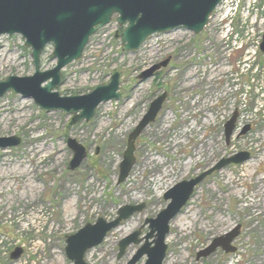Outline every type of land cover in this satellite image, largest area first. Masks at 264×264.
<instances>
[{"label":"rangeland","instance_id":"374dc122","mask_svg":"<svg viewBox=\"0 0 264 264\" xmlns=\"http://www.w3.org/2000/svg\"><path fill=\"white\" fill-rule=\"evenodd\" d=\"M258 2L256 19L246 12L245 0H225L199 34L177 27L149 36L134 52L122 49L115 34L123 26L112 17L89 38L81 58L61 69L62 85L56 88L60 95L83 94L118 71L120 98L100 103L90 121L72 123V116L59 110L46 113L32 98L12 91L0 96V137L21 139L0 148V264H72L64 250L68 234L99 217L110 221L122 205L144 202L141 212L121 220L85 253L88 264H125L139 245H130L118 259V241L138 228L142 235L149 232L145 219L167 204L162 197L167 189L247 151V161L228 164L197 184L170 222L163 264H264V55L258 49L264 0ZM236 3L247 18L237 13L228 21ZM241 30L245 60L233 44L234 32ZM223 36L233 48L230 55L222 52ZM24 45L19 34L0 36V81L33 73ZM52 49L49 43L42 51V70L56 64ZM168 58L151 77H138ZM163 91L165 102L135 141V163L118 185L128 133ZM234 111L238 120L227 143L223 126ZM245 125L249 128L240 135ZM68 137L86 148L75 170L68 168ZM236 226L234 252L218 248L196 260L198 251ZM15 247L23 252L13 261L9 254Z\"/></svg>","mask_w":264,"mask_h":264},{"label":"water","instance_id":"95a60500","mask_svg":"<svg viewBox=\"0 0 264 264\" xmlns=\"http://www.w3.org/2000/svg\"><path fill=\"white\" fill-rule=\"evenodd\" d=\"M222 0H0V35L19 34L23 43L30 49L34 71L29 76L8 75L0 81V96L8 91L32 98L40 110L48 113L59 110L72 116L71 122L90 121L100 103L119 99V72L115 71L107 83L98 84L83 94L60 95L56 88L62 85L61 69L71 61L79 60L89 38L102 26L111 23L112 16L123 31L115 37L121 41L122 49L134 52L145 40L156 33L183 27L194 34H199L209 20L212 12ZM52 43V57L55 65L50 69H41L42 51ZM264 55V31L259 45ZM169 58L152 65L138 77L146 80L160 67L168 64ZM167 92L163 91L150 101L145 114L137 125L128 133L126 148L119 162L117 184L124 182L135 163V140L140 133L155 120L159 114ZM237 111L224 123L225 141L228 143L235 132ZM249 125L241 129L240 135L246 133ZM21 139L10 135L0 137V148L16 146ZM66 145L72 151L68 168L75 170L86 157V148L76 139L68 137ZM250 157V152H239L235 155L219 159L215 165L205 169L194 178L183 179L163 193L167 204L153 218L145 219L149 232L141 236L140 229L123 237L118 243L120 259L130 245L140 246L125 264H136L146 256L144 264H163L166 255L165 237L169 233V224L191 198L197 184L228 164H240ZM145 203L122 205L117 215L110 221L102 217L89 222L74 233L65 237V255L72 264H88L85 253L90 248L101 244L111 229L120 225L121 220L129 218L135 212H141ZM240 226L228 233L216 237L207 247L198 251L196 260L207 257L217 248L225 252H233L236 248L231 242L239 234ZM23 248L15 247L9 254L11 260L19 258Z\"/></svg>","mask_w":264,"mask_h":264},{"label":"flooded vegetation","instance_id":"af4514ba","mask_svg":"<svg viewBox=\"0 0 264 264\" xmlns=\"http://www.w3.org/2000/svg\"><path fill=\"white\" fill-rule=\"evenodd\" d=\"M257 1V4H258V6H259V2H258V0H256ZM263 7H264V4H263ZM260 8V7H259ZM242 27V26H241ZM241 27H240V29H241ZM231 34V33H230ZM232 35V34H231ZM234 43L236 44V48H237V51H236V54L237 55H239V57H241L242 55H243V59L245 60V59H248V58H246V56H245V53L247 52V46H246V40H247V38H246V36H245V33H243V31L241 30V31H235L234 32ZM220 45H221V48H222V52L223 53H227L228 55H230V51H232V46L230 47V44L228 43V41H227V39H226V37H224L223 36V38H221V40H220ZM240 50V51H239ZM246 65H248V66H250L249 65V62H248V64H246ZM167 201V200H166ZM138 229H140V231H141V228H138ZM141 236H143L142 235V231H141ZM238 236V235H237ZM166 238V237H165ZM233 242V241H232ZM231 242V243H232ZM232 245V244H231ZM235 248V247H234ZM127 249V248H126ZM126 251V250H125ZM135 252V251H134ZM125 253V252H124ZM121 259V258H120ZM129 260V259H128Z\"/></svg>","mask_w":264,"mask_h":264},{"label":"built area","instance_id":"2783aa9c","mask_svg":"<svg viewBox=\"0 0 264 264\" xmlns=\"http://www.w3.org/2000/svg\"><path fill=\"white\" fill-rule=\"evenodd\" d=\"M246 1V6H247V13L249 14V15H253L254 16V18L256 19V17H257V15L259 14V12H260V8H259V6H258V4H257V1L256 0H245ZM243 9V8H242ZM241 12V11H240ZM241 17L243 18V19H245V14H244V12H241ZM247 18V17H246Z\"/></svg>","mask_w":264,"mask_h":264},{"label":"bare ground","instance_id":"6f19581e","mask_svg":"<svg viewBox=\"0 0 264 264\" xmlns=\"http://www.w3.org/2000/svg\"><path fill=\"white\" fill-rule=\"evenodd\" d=\"M213 72V71H212ZM210 74V73H209ZM213 74V73H212ZM1 180V179H0ZM263 180V179H262ZM1 185V184H0ZM261 189V188H260ZM261 191V190H260ZM254 193H258L257 191H254Z\"/></svg>","mask_w":264,"mask_h":264}]
</instances>
